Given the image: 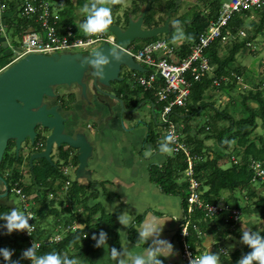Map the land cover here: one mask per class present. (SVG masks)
<instances>
[{"label":"trees","instance_id":"trees-1","mask_svg":"<svg viewBox=\"0 0 264 264\" xmlns=\"http://www.w3.org/2000/svg\"><path fill=\"white\" fill-rule=\"evenodd\" d=\"M146 2H148V6L142 21V26L145 29L161 26L167 14L169 12L174 13L177 9L175 2L171 0H131V8L129 7L123 13L124 23L127 24L129 18L137 19L141 11V6ZM195 4V7H198V9L193 10L192 17L187 18L188 22L185 31L186 35L191 38V41L177 48L181 55L188 53L189 44L194 42L198 34L204 29L206 19L216 16L220 2L218 0H197ZM10 5L11 7L5 11L9 16H5L3 21L7 26V30L11 28L12 34L19 36L33 27V22L20 14L17 15L18 12L16 14L15 9L17 7L20 8V3L14 4L13 7L12 2H10ZM207 5L209 8L208 13L202 14L203 8ZM116 8L117 6H114L113 10ZM255 12L260 15L259 21L261 23L254 31L256 33L262 30L264 6L259 9L255 8ZM61 15V32L64 33L67 25L74 26V24L73 18L69 16V12L65 10ZM236 17L234 15L229 26L240 28L242 26L241 22ZM180 21L181 17L178 19V22ZM254 37L255 34H251L241 40L234 39L226 43L214 42L206 51L209 64L211 67L213 66L211 69L213 74L209 76L205 74L199 82L191 84L188 87L184 107L175 108L172 111L170 120L177 129V133L179 134L178 140L186 146L189 154L193 157L192 172L202 192L201 200L208 204L222 203L230 209H239V219L241 216L244 217V215L248 214L264 220V182L260 185L259 190L256 191L253 187V181H251L253 175L251 163L260 162L264 166V91L261 88H253V86H250L251 83L244 80L243 77L241 81H237L236 77L241 76L242 73L239 67H234L236 54L242 48L248 47L247 44H250L251 47L250 41ZM144 41L145 43L143 44L155 41V37L146 38ZM225 47L226 54L219 56V49ZM11 59V51L7 50V48L5 50L3 48L0 49V69L5 67ZM137 74L143 75L144 73L139 72ZM215 78L220 79L217 86H214L212 83ZM247 83L249 84L248 88ZM262 84H264V80ZM211 88H216L219 91L225 89L224 92L229 95L228 101L224 103V109L218 110V108L216 109L214 107L213 102L204 101L205 92ZM227 88L230 90L228 91ZM241 88L244 90L240 91ZM125 89L126 87L124 86L122 93H124ZM141 89L143 90V88ZM232 91H236L237 94L230 97ZM154 93L155 90L152 89L143 90L145 97L147 96L152 103L155 100ZM69 97L72 98V95L70 94ZM237 98H240V100ZM249 101L255 102L256 106H250L248 104ZM235 103H237L236 106L234 105ZM209 107H211L210 109H212L213 113L209 117L204 118L205 123L202 126H197L195 122H193L194 124H189L190 120L196 118L201 111L203 112ZM237 111L242 112L241 116L237 117L235 115ZM149 137L150 139L152 138L153 144H156V136L150 133ZM207 140H212V143L206 145ZM232 143L235 144L233 145ZM169 144L171 146V143ZM14 147L13 142H8L2 159L0 160V165L8 162L6 168H0V172L5 170L4 182L8 191L10 186L15 182L18 183L19 187L23 185L19 181L18 167H14L16 161L20 162V157L15 153H10V149ZM58 154L63 164L71 162L72 166H76V156H72L69 159V152L62 150V147L58 148ZM209 154H211V158ZM226 158L229 159V162L225 168L223 165L219 166L218 162ZM186 165L187 163L183 152L179 151L177 154H173L172 157H166L165 163L156 168L159 176L158 179L161 180V187L165 193L176 192L178 191L176 190L177 188L181 190L183 208L186 207L187 182L184 180L176 184V179L186 170ZM59 166L58 163L49 164L45 160H40L31 167V180L29 181V185L22 187V190L26 194L30 192L32 185H36L38 188L45 190L35 199L38 205L30 206V211L35 214V221L33 222L35 229L30 237L34 242H39V246L35 248L37 255L57 251L69 255L70 258L71 256L79 258L80 256L76 251L80 248L81 243L86 241L85 238H82L85 231L76 228L73 232H65V235L58 241H47L49 236H44L45 233L42 227L47 216L50 215L56 218L58 215L53 206V202H47V195L55 192L53 188L54 183L60 181L64 185L66 181H69L68 176L63 174ZM48 180L50 182L49 184L46 183ZM69 183L71 182L69 181ZM8 195L9 193L7 192L6 196ZM7 212L9 210L6 206H0V224L4 223L2 216ZM216 219L218 218L204 220L202 212L199 210H196L192 216L193 222L197 223L199 229L204 233L211 225H219L216 223ZM229 221L225 220L227 226L228 223L230 224ZM230 226H234V224L231 222ZM25 230H13L11 233H8L1 226L0 247H8L14 249V251H12V255L7 261L0 255V264H11L12 261H19V264H32V258L24 255L23 247L24 243L27 242V238L23 235ZM253 232L251 230L249 233L252 234ZM229 233H232L233 237L240 239L242 249L238 247L232 250L226 248L225 253L219 254L217 246L211 245L210 250L218 254L219 264H239V261L252 250L249 244L243 240V234L237 232H228L227 234ZM227 234H223L221 227L217 232V235L220 236H217L218 240ZM258 235L264 238V231L261 230ZM203 241L204 237L196 238L192 232L191 236L187 237L190 248L196 253L203 251ZM213 243L216 242L214 241ZM221 245L225 246V244ZM253 264H258V262L253 261Z\"/></svg>","mask_w":264,"mask_h":264},{"label":"crops","instance_id":"crops-1","mask_svg":"<svg viewBox=\"0 0 264 264\" xmlns=\"http://www.w3.org/2000/svg\"><path fill=\"white\" fill-rule=\"evenodd\" d=\"M47 1L50 3L52 12L59 15L61 23V14L65 10L69 12L71 18L75 17V13L66 9L67 1L71 4L74 1L77 4L86 5L88 0ZM100 1L97 0V2ZM171 1L180 3L183 0ZM187 1L188 6L190 3H193V5L196 3V0ZM10 2H12L13 7L14 4H21L20 0L7 1L6 5L9 7H11ZM119 2L120 0L112 1L109 9L113 10L114 6L118 7ZM147 6L148 2L141 6V11L143 9L146 11ZM178 6H176L177 9L174 13L169 12V16L177 13L179 10ZM18 9L19 7L15 9L16 14ZM208 9L207 5L201 13L207 14ZM6 13L3 12V18L9 16ZM17 15H19V12ZM129 19L135 20L134 18ZM83 20L80 18L77 20V24H74L79 35L85 32L80 27ZM111 23L114 25L118 24L113 20H111ZM178 24L179 22L176 26ZM4 26L7 33L6 24ZM141 28L145 29L142 24ZM32 29H34V24L27 31ZM58 29L59 31L61 30V24L58 25ZM10 30L12 29L10 28ZM2 48L4 50L7 48L8 50L4 36H0V49ZM65 87L57 91L58 95L55 93L57 102L61 104L60 109L63 111V116L72 118V121L75 122V129L84 134L91 151L86 159V167L79 173L76 172L78 163L76 166H71V162H68L71 164L70 169L72 170V176L70 178L67 177L71 182L67 186L68 189L64 187L62 182L56 181L53 185L55 192L52 193L53 195L50 193L47 195V199L53 202L58 215L56 218L50 216L51 221L55 220V223L51 225L52 227L44 229L42 226L45 233L44 236L47 235L51 238L60 236L62 238L65 232H73L71 230L73 227L85 231L83 234L85 237L82 235V238H85L86 241H83L80 248L76 251L80 256L81 264H117L119 259L129 261L130 264V253H145L146 255V249L156 247V242L164 239L173 244V251L168 255L161 254L159 258L164 264H183L181 261V240L179 236L180 224L184 213L181 190L177 188L176 190L178 191L173 193H165L163 191L156 168L165 163L168 155L165 152H161L159 145L153 144L152 138L150 139L149 137V134L152 133L157 138L156 142L160 141L163 136H166L165 127L160 125L159 128L158 126H153L155 122H143L137 119L135 110L139 106H137V101L132 97L136 94L129 90H125L124 93L121 92L122 94L115 92L119 98L116 101L95 92L90 82L87 83L85 96H81L79 88H74L73 84ZM100 88L103 89V86H100ZM139 92L144 100L150 102L141 90ZM70 94L72 98L69 97ZM127 95L131 99L126 97ZM64 96L66 100L62 101ZM50 102H53V100ZM43 138L39 134L35 136L32 145L28 140L20 144L19 150L23 144L25 145L24 154L21 156L18 150L17 155L20 157V162L16 161L14 167H18V176L20 178L19 181L23 183L22 187L29 185L31 167L40 160H44L40 158L29 160L32 154L43 151ZM38 143L43 145L39 147ZM60 147H62V150L69 152V159L77 155L75 149L69 151L68 148L64 149L67 146L64 148L63 146ZM57 157V160L53 161L49 154V164L59 163V167L65 165L60 159L58 151ZM4 172L5 170L0 172V175L5 179L6 173ZM24 176H27L26 181H24ZM46 183L49 184L50 182L47 181ZM4 190L0 188V206H6L7 202H11L6 197H2ZM44 191V189L32 185L30 192L28 194L25 193V195L28 202L33 203L31 205L37 206L35 199ZM122 213L127 214L130 218L127 224H122L117 219ZM61 214H65L66 217ZM223 218L220 216L216 219V223L219 225H211L209 227L211 230L208 229L205 232L204 239L210 238L212 243L214 241L221 242V244L226 243H222L225 240L224 236L218 240L220 236L217 235L221 226L223 228L227 227ZM3 224H0V229ZM160 224H163L162 231L152 235H141L145 229ZM50 228L54 229L52 235L47 232ZM101 230L106 233V243L97 246L96 242L99 240ZM93 233H95V238H93ZM202 245H205L204 241ZM112 247H115L118 251L119 255L116 259L111 255ZM224 248H229L228 244H225ZM204 251H207L206 247ZM208 251L212 252V250Z\"/></svg>","mask_w":264,"mask_h":264},{"label":"built area","instance_id":"built-area-1","mask_svg":"<svg viewBox=\"0 0 264 264\" xmlns=\"http://www.w3.org/2000/svg\"><path fill=\"white\" fill-rule=\"evenodd\" d=\"M6 6L5 1L0 0V36H4L8 50L12 53V59L6 66L29 54L52 55L70 53V51L76 49L86 50L92 45L102 43H107L110 46L115 45L114 37L105 34L104 30L84 32V34L79 35L75 26L67 25L63 33L58 29V25L61 24L60 17L52 12L50 3L47 0H21L18 12L25 18L33 19L30 20L34 24V29L19 36L20 46L17 50L7 40L5 23L2 17L3 12L6 11ZM263 6L264 0H226L221 2L216 16L206 19L204 29L198 34L196 40L189 44V51L186 55H181L177 49L174 50L164 40L147 43L135 52H132L131 48L126 49L136 62L147 68L143 70V75L133 74L135 81L144 86L142 87L143 90H155V100L153 103L151 102L153 114L155 116L156 112L160 113V125L165 127V135L171 131L175 136L174 141H169L172 154L182 151L187 163L185 170L187 171L185 175L187 182L186 207L179 232L181 261L183 264H190L192 259L205 253V251L196 253L187 242V237L191 236V232L195 234L196 238L204 234L197 223L192 220L196 210L202 212L204 220H212L221 216L226 221L230 220V225L231 222L233 224L237 223L240 212L238 209H230L222 203L208 204L201 200L202 192L192 172L193 157L189 154L186 146L178 140L179 134L175 125L171 123L170 116L175 108L184 107L188 87L199 82L205 74L210 73L211 66L206 56V51L210 46L214 42L226 43L235 36L244 37L246 35L242 27L234 28L229 26L234 15L250 8L259 9ZM212 83L217 85L219 81L218 79H213ZM38 146L40 147L42 144L38 143ZM251 167L253 170L252 181H254L255 175L258 176L264 166L259 162H252ZM70 168L69 166V168L65 167L61 170L64 175H68ZM68 185L69 181H66L64 187L67 188ZM10 191L18 195L21 211L30 216L29 223L33 224L35 214L30 211V206L33 203L28 202L22 187H19L18 183L15 182L10 186ZM34 229L33 225L30 233L25 230L23 235L27 238L26 243L29 247L33 244L37 248L39 242H34L30 237ZM75 229L73 227L71 230L74 231ZM60 239V236H54V238L48 237L47 241H58ZM212 244L215 245L216 243ZM220 252H223V250L220 249Z\"/></svg>","mask_w":264,"mask_h":264},{"label":"water","instance_id":"water-1","mask_svg":"<svg viewBox=\"0 0 264 264\" xmlns=\"http://www.w3.org/2000/svg\"><path fill=\"white\" fill-rule=\"evenodd\" d=\"M144 15L145 9L137 19H129L125 28L112 23L107 26V30L114 36V46L103 43L95 49L77 53L29 54L0 69V159L8 140L14 143V153L17 154L21 143L28 140L32 145L35 136L40 134L44 137V149L32 154L30 161L40 158L50 163L52 146L64 145L77 151L76 172L83 171L91 147L84 134L75 129L72 118L63 116L53 88L73 84L85 96L87 83L90 82L97 93L119 100L111 83L122 81L119 77L122 68L139 72L144 70L126 49L132 46L136 38L146 39L170 32L167 29L169 13L161 26L149 29L141 28ZM113 48L120 54L119 59L114 58ZM96 52H102L109 58L99 69L90 63ZM100 70L102 75L99 74ZM6 194L5 189L2 197ZM5 205L9 212L15 208L12 202Z\"/></svg>","mask_w":264,"mask_h":264},{"label":"rangeland","instance_id":"rangeland-1","mask_svg":"<svg viewBox=\"0 0 264 264\" xmlns=\"http://www.w3.org/2000/svg\"><path fill=\"white\" fill-rule=\"evenodd\" d=\"M4 1H5V3H7V1H11V0H4ZM112 1H115V0H101L100 2H97V0H95L96 3L104 4L107 7H109L112 4L111 3ZM218 1L221 3V2H224L226 0H218ZM92 2H93V0H88L87 4L90 5ZM176 3L177 2L175 1V4ZM187 4H188L187 0H183L182 2L176 4V6L179 5L178 6L179 10L177 11V13L175 15L169 16V21L167 24V29H170V32L158 34L157 36H155V40H164L168 45L172 46L173 48L180 47L182 44L189 43L191 41V38L188 37V35H186V32H185L186 27H187L186 24L188 22L187 18L192 17L193 10L198 9V7H195L196 4L193 5V3H190L189 6ZM130 5H131V0H120L118 7L113 11L110 10L112 20L114 22L118 23V25L120 27L125 28V26H126V24L124 23L123 13L130 7ZM65 7L68 11L75 13V17L73 18V24H77V20L80 18L86 19V16L88 15V11L85 8V5H80L79 3L77 4L74 1H73V4H71L70 2L67 1V4ZM199 8H201V6H199ZM6 9H9L8 5L6 6ZM235 15L237 16L236 18L240 20L241 25H242L241 27L244 29V32L246 33V35L244 37L249 36L251 34H255L254 39L250 41L251 47H250V44H247L248 47H246L244 49L242 48L240 50V52H238L235 56L234 67H239L241 69V73H242V75L238 76V78H236V80L241 81L242 77H243L244 80H247L248 82L251 83L250 86H253V88H261V90L264 91V84H262V82L264 80V23L262 25V30L255 33L254 32L255 29H257V27H259V25L261 23L259 21L260 15H258L255 12L254 8L248 9V11L245 13H237ZM180 17H181V21L179 22L178 26H176V24L178 23V19ZM104 32L107 35L112 34L111 32H109L107 30V28L104 29ZM6 34H7L8 42L11 44L12 47H14L18 50L19 46H20L19 36L12 34L11 30H9V29H8V32ZM244 37L236 36V38L234 37L233 39H236V40L240 39L241 40ZM233 39H231V40H233ZM144 40L145 39H140V38L134 39V41L132 42L133 48L131 49V51L135 52L137 50V48H139L141 46L142 43H145ZM93 47H94L93 45L90 46V48H93ZM74 52H75V50L70 51V53H74ZM225 54H226V47L220 48L218 55L223 56ZM210 68L212 69L213 66ZM137 73H139V71L131 70V69H128L126 67H123L119 77L122 79H125V82H124V85L126 86L125 90H129V91L136 94L132 97L134 100L137 101V103H138L137 106H139L135 110V114H136L137 119H140L143 122H155V123H153V126L159 127L160 122H161L160 113L156 112V118L154 119V114H153L152 108H150V105H151L150 102L148 100H144V98H142L143 96L141 94H139L140 93L139 90L142 91L141 88L144 86H142L138 81H135V78L133 80L132 75L137 74ZM248 86H249V84L247 83V88H248ZM58 87H60V86H58ZM224 87H225V85H224ZM227 90L229 91L230 89L227 88ZM243 90L244 89H242V88L240 89V91H243ZM224 91H225V89L224 90L221 89V91H219L216 88L208 89L205 92V97L203 99H204V101L213 102L214 107L216 109L218 108V110L224 109V106H225L224 103H225V101L227 102L229 99V97H228L229 95H227ZM235 94H237V92L232 91L230 93V97L232 95L234 96ZM126 97L131 99V97L129 95H127ZM237 99L240 100V98H237ZM63 100L64 101L66 100L65 96L62 98V101ZM235 102H237V101H235ZM69 103H70V101H69ZM248 104L250 106H256V103L253 101H249ZM234 105L236 106L237 103H235ZM210 108L211 107L207 108V110H205L203 112L201 111L197 115L196 118L189 121V124L190 123L194 124L193 122H195L197 126H202L205 123L204 118L209 117L211 115V113H213L212 109H210ZM241 114H242V112L237 111V114H235V115H237V117H239V116H241ZM260 130H258V131L261 132ZM163 142H165L164 136L162 139H160V141L158 140L155 145H160ZM211 143H212V140H207L206 145H210ZM232 144L234 145L235 143H232ZM62 146H63V148L65 147L64 145H62ZM24 147H25V145L23 144L19 150V153L21 154V156L24 154ZM66 148H68L69 151H73L72 148H70L68 146L65 147L64 149H66ZM51 149H52V152H50V156L53 158V161H56L58 158L57 157L58 148L54 144ZM10 153L11 154L14 153V148L10 149ZM165 154L168 155V157L173 156L172 152H165ZM209 156L211 158V154H209ZM230 160H232V158H230ZM228 162H229V159H227V158L222 159L218 162V165L219 166L223 165L225 168V166L228 164ZM256 164H258V163H256ZM7 165H8V162L5 163L4 165H0V168H2V167L6 168ZM186 172L187 171H184L182 173V175L176 179V184L185 180ZM67 176H68V178H70L72 176V170L71 169L68 171ZM251 179H252V177H251ZM26 180H27V176H24V181H26ZM263 182H264V168H262V172H260L258 176L255 175V180L253 181V184H254L253 187L255 188L256 191L259 190V188L261 187L260 185ZM0 184H1L0 188L5 189L4 185L2 183H0ZM6 198L14 204L15 208L21 210L20 205H19V201H18V199H19L18 195H16L14 192L10 191L9 195L6 196ZM47 202L49 203V199H47ZM61 215L66 217L65 214H61ZM223 215H225V214H223ZM46 219H47V222L45 223V221H44V223L42 225L44 227V229L48 228V227H52L51 225L55 223L54 222L55 220H52V221L50 220L51 219L50 215L47 216ZM222 230L226 234L228 232H237V233L243 234L244 231L250 232L251 230L254 231L253 233L258 234L261 230L264 231V220L259 218V217L250 216L247 214V215H244V217L241 216L240 219H238L237 223L234 224V226H230V224L228 223V226L226 228L222 227ZM52 231L54 232V229L50 228V230L47 232L49 233V235H52V233H53ZM52 238H54V236ZM239 240L240 239L233 237L232 233H229L225 236L224 242H226L225 243L226 245L228 244V246L231 250L233 248H236V247H238L239 249H242V244L240 243ZM204 241H205V239H204ZM28 247L29 246L27 245V243H24L23 250L25 251ZM207 250H210V247H208Z\"/></svg>","mask_w":264,"mask_h":264},{"label":"clouds","instance_id":"clouds-1","mask_svg":"<svg viewBox=\"0 0 264 264\" xmlns=\"http://www.w3.org/2000/svg\"><path fill=\"white\" fill-rule=\"evenodd\" d=\"M85 8L88 11V15L86 16V19H84L80 24V27H82L85 32L102 31L111 23L112 17H111L110 9L104 4H98L95 2V0H93V2L90 5L86 4ZM144 45L145 44L141 45L139 48H141ZM93 46H96L97 48L101 46V44L93 45ZM128 48L132 49L133 46L128 47ZM177 48H174V50H176ZM112 51H113L114 58L119 59L120 54L115 51V48H113ZM108 59H109L108 56H106L102 52H96L94 53L93 57L90 59V63H92L99 69L101 65H104L108 62ZM141 66L145 69V66L143 65ZM99 74L101 75L103 74L102 70H100ZM212 74H213V71H210L208 76ZM215 79H218V81L220 82L219 78H215ZM217 85H214V86H217ZM174 140H175V136L173 135L171 131H169L168 134L164 137L165 142L159 145L160 151L161 152H171L172 148L170 144L168 143V141H174ZM0 181L3 183L5 187L4 177L2 175H0ZM6 192L10 193L7 189H6ZM29 218L30 216L27 215L24 211H21L17 208H13L10 212L3 214L2 219L4 221V224L2 225V227L8 233H11L13 230H21V229H26L28 233H30V230L32 229L33 224L29 223ZM117 219L120 221V223L127 224L130 218L127 216V214L122 213L117 217ZM162 227H163V224L155 225L149 229H145V231L142 232L141 235H145V234L152 235L153 233L160 232L162 231ZM204 235L205 233L201 237H204ZM93 238H95V233H93ZM243 240L249 244L252 250L248 252L239 261V264H253V261L258 262V264H264V238H261L256 233L250 234L249 231H244ZM105 243H106V233L103 230H101L99 240H97L96 244L97 246H99ZM156 243H157L156 247H149L148 249L145 250L146 255L145 253H139V254L130 253L129 254L131 257L130 264H164V262L159 258V256L161 254L163 255L170 254L173 251V244L170 241H167L164 239H161L157 241ZM211 243H212V240L210 238H206L204 241V244H205L204 249L205 247L207 249L208 247H211V245H213ZM213 246H217L219 254L226 252V248H224L225 246L221 245L218 242H216V244ZM220 249H222L223 252H220ZM12 251H14V249H10L8 247H0V255H2L6 261L9 260V258L11 257ZM24 255L32 258V264H81L78 257L71 256L70 258L69 255L62 254L57 251H51V252H48L42 255H37L35 246L33 244L24 251ZM111 255L114 259L118 257L119 254L115 247L111 248ZM11 264H19V261H12ZM117 264H129V261H126L124 259H119L117 260ZM190 264H219V257H218V254L207 250L205 251V253L192 259L190 261Z\"/></svg>","mask_w":264,"mask_h":264},{"label":"flooded vegetation","instance_id":"flooded-vegetation-1","mask_svg":"<svg viewBox=\"0 0 264 264\" xmlns=\"http://www.w3.org/2000/svg\"><path fill=\"white\" fill-rule=\"evenodd\" d=\"M116 25H118V24H116ZM111 36H113L112 34H111ZM103 44V43H102ZM101 44V45H102ZM96 48V46H94L93 48H89V49H76L75 50V53H77V52H80V51H89V50H92V49H95ZM132 77H133V80H134V76L132 75ZM87 79H85L84 81H86ZM124 82H125V79H123L121 82H118V83H116V82H113V83H111V87L113 88V90H114V92H116V93H121V92H123V90H124ZM119 84V85H118ZM63 87H65V86H60V87H54L53 88V91L57 94V91L58 90H60L61 88H63ZM73 87L74 88H76V86H74L73 85ZM66 88V87H65ZM94 88V87H93ZM95 89V88H94ZM68 92V91H67ZM86 92V91H85ZM95 92H96V89H95ZM142 92H143V90H142ZM122 94V93H121ZM58 95V94H57ZM61 96V95H60ZM55 100L57 101V98H55ZM58 104L59 105H61L60 104V102H58ZM150 104H151V102H150ZM155 118H156V115L154 116ZM154 118V119H155ZM8 142H12V140H8ZM8 142H7V144H8ZM69 166H70V164H65V165H62V169L63 168H65V167H67V168H69Z\"/></svg>","mask_w":264,"mask_h":264},{"label":"bare ground","instance_id":"bare-ground-1","mask_svg":"<svg viewBox=\"0 0 264 264\" xmlns=\"http://www.w3.org/2000/svg\"><path fill=\"white\" fill-rule=\"evenodd\" d=\"M98 45V44H97Z\"/></svg>","mask_w":264,"mask_h":264}]
</instances>
